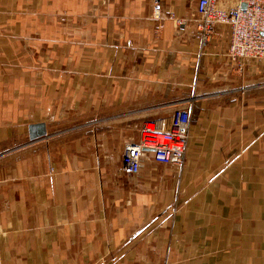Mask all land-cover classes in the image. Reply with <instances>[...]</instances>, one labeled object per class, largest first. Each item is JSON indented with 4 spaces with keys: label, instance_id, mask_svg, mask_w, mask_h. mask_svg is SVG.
Masks as SVG:
<instances>
[{
    "label": "crops",
    "instance_id": "obj_1",
    "mask_svg": "<svg viewBox=\"0 0 264 264\" xmlns=\"http://www.w3.org/2000/svg\"><path fill=\"white\" fill-rule=\"evenodd\" d=\"M197 3L0 0V264H264V64L203 46ZM180 109L183 163L125 171Z\"/></svg>",
    "mask_w": 264,
    "mask_h": 264
},
{
    "label": "built area",
    "instance_id": "obj_2",
    "mask_svg": "<svg viewBox=\"0 0 264 264\" xmlns=\"http://www.w3.org/2000/svg\"><path fill=\"white\" fill-rule=\"evenodd\" d=\"M234 1L231 7H224L218 0H198L195 24L197 37L203 46L215 39L218 27H229L226 57L233 70L242 74L249 63L264 64V0ZM190 127L189 109H180L168 117L145 122L139 140L125 145L123 169L138 173L146 150L152 151L159 163L182 164Z\"/></svg>",
    "mask_w": 264,
    "mask_h": 264
},
{
    "label": "water",
    "instance_id": "obj_3",
    "mask_svg": "<svg viewBox=\"0 0 264 264\" xmlns=\"http://www.w3.org/2000/svg\"><path fill=\"white\" fill-rule=\"evenodd\" d=\"M45 135H46V126L44 123L32 124L30 126V138H31V140L39 139Z\"/></svg>",
    "mask_w": 264,
    "mask_h": 264
}]
</instances>
